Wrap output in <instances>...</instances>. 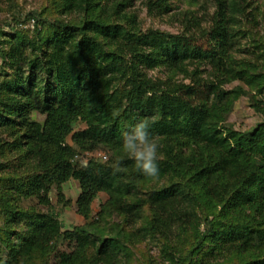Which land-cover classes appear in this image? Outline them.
Listing matches in <instances>:
<instances>
[{
    "label": "trees",
    "instance_id": "16d2710c",
    "mask_svg": "<svg viewBox=\"0 0 264 264\" xmlns=\"http://www.w3.org/2000/svg\"><path fill=\"white\" fill-rule=\"evenodd\" d=\"M215 1V23L228 36L221 51L216 46H196L192 33L142 30L136 13L127 9L128 0H54L57 15L53 19L36 11L28 17L36 24V38L13 28L0 39L1 69L5 71L0 80V130L13 135L23 130L24 140L13 139L12 146L25 148L24 156L33 162L32 170L38 171L23 180L24 195H34L39 202L49 204L51 187L56 186L62 198L60 185L73 177L81 189L77 212L85 218L99 191L109 196L103 207L117 211L125 223L142 218L143 207L148 205L151 219L137 231H123L124 238L135 239L143 230L168 240L175 231L192 230L202 240L191 248L192 254L204 241L211 243L207 254L219 245L238 252L264 247V231L220 221L230 211L238 217L247 216V209L264 213V132L256 128L247 131V136L231 131L226 135L218 126L231 94L245 93L240 86L224 90L221 84L246 78L247 83L264 81V61L258 66L238 62L230 55L231 45L242 32L237 14L246 12L251 2ZM145 5L150 13L170 8L168 0H145ZM39 24L48 26L43 29L49 33L39 31ZM201 63H216L217 69L211 72L217 84L201 81ZM189 65L196 67L190 70ZM157 66L195 77V85L154 79L148 71ZM255 66L260 67V73L251 72ZM118 82L124 87L116 88ZM258 90H264V83ZM255 107L264 112L263 104L256 103ZM30 109L45 113L44 121L32 120ZM143 117L150 118L151 133L166 145L163 158L157 162L158 176L145 177L127 155L116 162L89 159L73 163L75 150L65 140L78 118L87 122V128L72 133L71 138L82 150L107 147L118 153L122 133ZM183 146L190 151L183 152ZM258 153L260 160L253 162L250 157ZM117 163L124 171L113 174L112 166ZM5 166L1 163L0 169ZM183 173L190 174L186 182L175 178ZM21 177L3 178L12 183ZM162 177L170 180L167 186L146 199L127 200L133 196L130 187H137L136 179ZM2 196L3 207L15 223L30 219L19 247L23 256L20 264H49V243L59 237L75 239L79 246L87 243L90 233L105 232L94 223L61 231L55 214L14 208L9 194ZM201 200L213 212L212 219L198 211ZM218 205H222L220 210ZM202 223L206 229L199 233ZM99 241L90 263L114 264L124 248L121 240L104 236ZM83 260L86 257L81 251H63L53 264H83ZM251 264H264V260L256 258Z\"/></svg>",
    "mask_w": 264,
    "mask_h": 264
},
{
    "label": "rangeland",
    "instance_id": "374dc122",
    "mask_svg": "<svg viewBox=\"0 0 264 264\" xmlns=\"http://www.w3.org/2000/svg\"><path fill=\"white\" fill-rule=\"evenodd\" d=\"M127 9L133 11L137 15L138 26L146 31L148 28L159 29L169 33H186L194 35L193 42L196 46L203 49H211L216 46L217 49L222 48L227 44V31L224 28H218L215 23V11L217 3L215 0H168L170 8L166 12L150 13L145 5V0H128ZM250 6L246 12L238 13V26L242 30L236 36L230 48L231 57L238 62L252 63L260 65L264 61V0H249ZM32 11L42 13L46 18L53 19L57 15V5L54 0H0V39L5 37L7 33H12L14 29L20 32H28L29 38L37 37L34 26V19L28 20ZM249 11L251 13L249 14ZM60 15V14H59ZM48 26L38 25V30L45 34L44 29ZM14 28V29H13ZM44 28V29H43ZM49 31V29H48ZM29 51V52H28ZM27 53H32L27 50ZM0 60V80H3L4 70ZM255 66L252 73H260V67ZM189 69H193L196 65H189ZM216 63H201L198 65L199 77L203 83H216L214 75L211 71L217 69ZM154 79L176 81L178 83L185 82L190 85H195V77L185 75L179 71H171L165 66H157L148 71ZM8 77V75H6ZM208 82V83H209ZM211 83V82H210ZM264 83L263 79L247 83L246 79H232L221 84L222 89L232 90L238 86L245 90V93H232L229 98L228 109L222 114L218 126L223 130L224 134L228 135L231 132H238L245 136L247 131L258 129L264 132V112L255 107L256 103L264 106V90L259 92V88ZM123 88V82H118L116 88ZM205 89V88H203ZM30 118L42 123L45 119V113L38 110L30 109ZM263 125H260V124ZM87 128V122L84 119L78 118L73 125L72 132L67 136L65 144L72 145L75 150L72 161L74 164L86 163L89 159H95L101 163H107L112 160L116 162L122 155H127L123 148L120 152H115L107 147H99L94 150H82L75 143L71 134ZM263 128V129H261ZM21 129L16 130L15 135L9 131L0 130V164L3 163L6 168L0 169V264H20L22 259V251L19 247L26 237L27 224L30 219L21 223L13 220L7 209L3 207L4 197L2 195L9 194L14 208L21 210L36 209L50 215L55 214L58 221L61 223V231H72L75 227L94 223L98 227H103V233L95 232L87 235V243L77 245L75 239H67L59 237L49 243L51 246L50 252L46 258V262L53 264L56 262V257L59 253L66 251H81L86 257L83 264H91L90 260L95 256L100 245V237L112 236L119 238L124 245V248L116 256L114 264H251L257 259L264 260V247L257 250H249L246 252H238L235 250L226 249L225 245H219L213 252L207 254L211 243L204 241L201 247L195 250V254L190 253L192 247H196L202 241L197 233L192 230L175 231L167 239L159 237V235L144 234L140 230L135 239L124 238V232H133L141 229L148 220L151 219V213L148 205H144L142 218L137 221L125 223L122 216L110 208H104V203L108 199V194L104 191H99L91 203V212L88 218H85L77 212V197L81 191L77 179L70 177L60 185L62 198L58 194V188L52 186L48 192L50 198L49 204L39 202L34 195H24L26 177L34 175L37 170H32L33 164L29 158L24 156V150L15 148L14 141H23ZM18 134V135H17ZM155 136V135H154ZM247 136V135H246ZM160 145L159 160L164 156L165 142L155 136ZM261 148L264 154V141ZM182 151L188 153L190 147L183 146ZM102 156V157H101ZM128 156V155H127ZM260 154H254L250 157L253 162L260 160ZM129 171L127 172V177ZM22 176V177H21ZM189 173L175 176L176 179L187 181ZM5 177L13 178L21 177L20 181L10 182ZM127 177L124 179L127 181ZM168 177L162 178H138L136 179L137 187L131 186L130 193L133 196H128L129 202L136 199H146L153 191H157L169 184ZM18 183V187L15 184ZM21 189H23L21 191ZM198 209L204 216L208 215L209 219L213 218V212L206 209V205L200 203ZM222 205H218L217 210L221 209ZM251 209H247V216L238 217L234 212H227L226 217L220 218L223 223H231L236 226H244L248 228L260 229L264 231V213L262 215L251 213ZM9 221V222H8ZM9 223V224H8ZM120 225V226H119ZM93 229V228H92ZM206 225L202 223L199 227V233L205 231ZM101 234V235H100ZM198 237V239H197ZM264 246V245H263ZM15 250V252L13 251ZM203 259V260H202ZM89 261V262H88ZM32 264H35L32 262Z\"/></svg>",
    "mask_w": 264,
    "mask_h": 264
},
{
    "label": "clouds",
    "instance_id": "9594fccd",
    "mask_svg": "<svg viewBox=\"0 0 264 264\" xmlns=\"http://www.w3.org/2000/svg\"><path fill=\"white\" fill-rule=\"evenodd\" d=\"M150 118H139L130 130L122 133V148L130 159L135 162V167L145 177L159 175V143L150 131ZM113 174L124 171L119 163L112 166Z\"/></svg>",
    "mask_w": 264,
    "mask_h": 264
},
{
    "label": "built area",
    "instance_id": "2783aa9c",
    "mask_svg": "<svg viewBox=\"0 0 264 264\" xmlns=\"http://www.w3.org/2000/svg\"><path fill=\"white\" fill-rule=\"evenodd\" d=\"M102 157V156H101Z\"/></svg>",
    "mask_w": 264,
    "mask_h": 264
}]
</instances>
